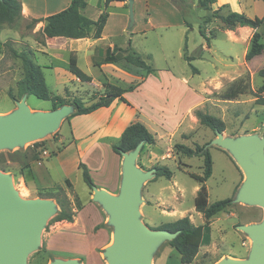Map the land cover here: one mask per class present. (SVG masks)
Segmentation results:
<instances>
[{
    "label": "rangeland",
    "instance_id": "1",
    "mask_svg": "<svg viewBox=\"0 0 264 264\" xmlns=\"http://www.w3.org/2000/svg\"><path fill=\"white\" fill-rule=\"evenodd\" d=\"M88 2V14H97L101 7L98 6L99 0H88ZM108 11L112 13L109 29L116 30L113 40L124 48L129 46L131 40V47L156 69L153 72L155 76L153 80L157 83L159 79H162L164 83L162 89H158L154 82L152 85L153 90L158 89L156 96L159 104L170 108L172 100L179 101L184 91L183 80H188L204 95V102L200 108L225 121L227 127L223 132L225 137L238 138L249 134L264 137V92L259 89L264 82V78L259 74V71L264 68V54L255 61L249 62L243 55L245 41L234 42L223 32H219L218 36L214 37L219 30L224 29L223 24L219 18L213 16L212 11L203 8L199 0H137L135 3L136 23L132 28L127 29L123 28V24L128 26V18L121 14L129 17L128 9L109 7ZM207 17L211 19L208 23H206ZM30 22L31 19L22 17L12 25L0 26V114H7L16 109V101L21 100L25 95L18 97L19 81L24 75V70L22 60L14 55L13 49L21 51L27 47L32 48L35 51V62L46 66L43 70L51 93L65 96L66 87L62 84L57 85L54 73L48 68L51 59L41 53L44 46L41 40L44 37L37 25L31 27ZM201 25L204 31L212 37L211 49L205 52L199 51L196 56V51L202 48L201 43L206 41L200 33ZM261 33L264 40V25L261 27ZM186 43L188 54L195 57L191 62L184 57ZM81 63L85 66L84 60H81ZM62 64L59 62V65ZM193 67H196L199 72H194ZM168 68L170 72L167 71ZM137 69L138 75L146 76L145 70ZM92 75L96 78V70H93ZM239 78H244V81L248 83L246 93L239 95L236 99H223L222 92ZM82 85L68 83L67 87L71 90V96L81 95L85 93L84 91L94 89V86L89 83H82ZM77 89L82 93L78 94ZM10 92L17 100L9 95ZM133 97L139 99L143 97V93L135 91ZM27 98L28 104L30 102L32 106L41 108L30 107L32 111L53 109L50 100L39 99L34 95L27 96ZM194 100L195 96L192 93L184 95V103ZM68 118L69 116L64 118L58 128L48 132L42 138L28 141L22 146L0 149V170L12 176L13 185L20 196L26 199L48 198L55 203L57 208L47 219L41 232L40 244L29 253L27 264H51L55 259L54 254L48 251L47 236L55 222L54 217L61 209L57 198L65 199L70 204L74 201L79 205L77 194L73 192L71 186L61 187L54 183L49 186L37 184L32 187L28 183L36 178L33 171L35 163L47 157L43 151L47 150L50 155L54 153L49 145L57 140L61 127L65 134L69 133ZM187 126H191L190 123ZM187 135L189 137L175 136L171 144L163 139L160 146L163 150L172 148L173 155H175L176 143L195 147V144L209 143L215 138L216 133L198 122ZM51 148L56 149V146H51ZM209 150L213 160V174L207 180V187L209 201L212 203L233 197L237 184L240 180L241 184L243 183L246 174L229 150L218 148L216 145L210 146ZM164 161L176 172L178 180L185 188L184 192L179 193L183 196L177 201L179 208L182 211L192 212L195 223L204 224V216H200L194 210L195 193L193 189L199 183L189 174V172L202 174L204 159L199 156L187 158L181 155L177 160ZM46 165L51 178L57 182V158L48 159ZM178 165L185 170L179 169ZM58 171L62 173L61 168H58ZM70 177L75 185V191L84 196L89 186L84 182L82 175L71 171ZM166 181L165 177H161L154 185L159 187ZM67 191L71 192V196ZM145 211L150 212L158 220L167 219L163 218L155 207L145 206ZM263 217V207L233 201L230 206L212 218L211 242L208 247L198 253L191 264H218L225 259L248 258L253 239L237 226L259 223ZM149 226L152 225L149 224ZM168 245L169 241L163 242L154 253L151 264H181L180 254L175 248L169 257H163Z\"/></svg>",
    "mask_w": 264,
    "mask_h": 264
},
{
    "label": "crops",
    "instance_id": "2",
    "mask_svg": "<svg viewBox=\"0 0 264 264\" xmlns=\"http://www.w3.org/2000/svg\"><path fill=\"white\" fill-rule=\"evenodd\" d=\"M19 1H21L22 4L23 17L33 19L46 17L62 11L71 4L72 0ZM104 1L105 0H99L98 6L101 7L97 14H88L89 2L87 6L82 9V12L92 19H97L104 9ZM136 1L137 0L134 1V12ZM210 6L211 9H207V11L214 12L220 9V7H223L222 10L219 11L220 14L226 15L231 11H236L251 18L260 17L264 19V0H212ZM109 7L128 9L129 11V2L112 1ZM121 16H126L129 21L128 15L121 14ZM111 17L112 13H110L103 34L99 38L47 36L45 38L46 45H44L43 50H41V53L46 54L51 59L48 68L54 73L57 85L62 84L67 87L68 83H73L74 85L80 84L81 86H83L82 83H89L94 86L93 90L84 91V94L82 91L76 90L78 94L82 93L81 95H84L86 101L89 100L92 94L103 93L104 81L122 87H129L141 81L135 89L124 93V97L128 102L116 99L110 106L98 108L91 113L78 115H72V113L67 119L69 133L65 134L63 127H61L60 133L57 135V140H54L49 145L50 150L54 153L52 155H46L47 157L42 161L35 163L33 171L36 178L33 179V181H28L32 187L37 184L49 186L54 183H57V185L61 187H65L67 185L66 179H69L72 183L73 192L77 194L81 202V207L78 208L76 202L72 199L73 202L71 205L76 212L74 220L54 222L48 232L47 247L48 251L54 254V258H79L82 264H108L103 251L113 241V229H111L112 226L108 224L109 216L105 209L99 202L93 200V189L91 190L88 188L84 196L79 195L75 191V185L70 177L71 171L75 174L82 175V171L79 169L78 165L80 162H83L88 166L95 186L105 189L112 194H118L122 179L123 156L117 154L113 150L112 145L114 142L119 141L125 128L132 121L140 120L156 136V144L146 145L144 148L142 147L143 149L137 159L138 166L145 170L153 168L157 164L168 166V163L164 160H177L181 154L175 153V155H173L172 148L163 150L160 146L161 141L166 139L171 144L175 136H180V138H182L186 135L189 137V135H187L188 132L199 122L195 115V110L200 108L204 102V95L199 92L196 86L191 85L188 80H183L184 91H182V98L179 99V101L172 100L170 108H167L165 105L159 104L157 100V91L163 88L164 83L162 79H159L160 81L156 83L153 80V77H155L153 72L147 73L145 77L138 75L137 68L139 67L127 62L125 58H120L115 62H105V57L109 48L113 49L114 47H120L125 49L113 40L116 36V30L113 31L109 29ZM135 23L136 16L134 25ZM263 25L264 20L260 26V32ZM43 26V21L37 24L39 30H41ZM123 28L127 29L132 27L124 23ZM223 28L224 29L219 30L214 37L218 36L219 32H223L225 35L229 36L231 40H234V42L245 41L246 45L243 50V55H245L250 47L251 38L255 30L249 26H237L235 29H227L223 26ZM207 35L209 36V34ZM262 41L264 42L263 39ZM201 47L200 50L196 51V56H198L199 51L205 52L210 50L211 43L207 45L206 41H204L201 43ZM72 52L76 53L78 65L92 77V81L81 82L69 71V61ZM116 54L121 56L122 52H116ZM263 54L264 51L247 61H255ZM81 60H84L85 66H83ZM59 62L63 64L59 65ZM93 70H96V78L92 75ZM167 71L170 72L169 68ZM158 78H160V76ZM153 82L158 89L153 90ZM135 91L142 92L143 97L139 99L134 98L133 95ZM191 93L195 96V100L193 102L187 101V103H184V95H191ZM30 107L33 109H41L32 106V104H30ZM188 123H190L191 126H187ZM51 146H56V149L51 148ZM52 157L57 158V182H54L51 178L48 166L46 165L47 160ZM58 168H61V174ZM178 168L185 170V168L179 165ZM172 171L173 175L171 178L157 176V174H155L152 179L144 184L142 188L143 202L140 207L142 221L152 225L150 226L152 228H158L166 223L189 216L195 225H204L205 222L204 224L195 223L192 212H187V210L182 211L179 208L177 201L183 197L179 193L184 192L185 188L178 180L176 172L174 170ZM161 177H165L167 181L161 183L159 187H155L156 182ZM240 186L241 180L235 188L233 197L236 196ZM199 189L200 183L194 186L193 191L195 197ZM67 193L71 196L70 191H67ZM145 206L155 207L160 211L162 217L167 219H156L150 212L145 211ZM194 210L200 216H204L203 213L196 210L195 206ZM212 223L213 221L211 224ZM208 246L209 245L201 246L199 253ZM173 248L174 247L169 244L164 250L163 257H169V255L174 252Z\"/></svg>",
    "mask_w": 264,
    "mask_h": 264
},
{
    "label": "water",
    "instance_id": "3",
    "mask_svg": "<svg viewBox=\"0 0 264 264\" xmlns=\"http://www.w3.org/2000/svg\"><path fill=\"white\" fill-rule=\"evenodd\" d=\"M134 1L129 2V27L135 22ZM27 94L16 101L17 108L0 114V149L13 148L45 136L58 128L62 120L75 111V105L64 104L52 110L32 111ZM144 143L123 152L122 179L118 194L93 187V200L107 212L113 227V241L103 251L108 264H151L156 250L165 241L173 240L179 231L152 228L142 221L140 211L142 188L157 169H143L137 164ZM212 145L229 150L246 174L234 202L264 208V137L258 134L225 137L216 132L206 147ZM48 198L26 199L13 185L12 176L0 170V264H27L30 252L40 244L41 232L47 219L56 210ZM252 239L246 259H225L218 264H264V217L259 223L237 226ZM51 264H82L79 258H55Z\"/></svg>",
    "mask_w": 264,
    "mask_h": 264
},
{
    "label": "trees",
    "instance_id": "4",
    "mask_svg": "<svg viewBox=\"0 0 264 264\" xmlns=\"http://www.w3.org/2000/svg\"><path fill=\"white\" fill-rule=\"evenodd\" d=\"M112 1L128 0H105L104 9L97 19H92L82 12V9L87 6L88 0H72L71 4L62 11L46 17L31 19L30 26L35 27L39 22H44V26L40 30V33L44 37V39L41 40L42 45H46L45 38L47 36L99 38L103 34V30L110 15L108 7ZM211 2L212 0H199V4L205 9H211ZM222 8L223 7H220V9L214 11L213 16L220 18L225 28L235 29L237 26H249L255 30L251 38L250 47L245 54V59L251 60L255 56L261 54L264 51V42L262 41L263 36L259 29L264 19L260 17L251 18L236 11H231L226 15L220 14L219 11L222 10ZM22 17L21 1L0 0V26L4 24L12 25ZM210 20V17H207L206 23L210 22ZM200 33L206 39L207 45H210L211 37L205 33L202 27H200ZM13 52L16 57L22 60L24 70V75L19 81L18 97L21 98L24 94H27L28 96L34 95L39 99L50 100L53 109L59 108L64 104L72 103L75 105V111L72 115L91 113L98 108L110 106L116 99L128 102L124 97V93L135 89L141 82L132 84L129 87H122L104 81L103 93L92 94L88 101L85 100L83 95L71 96L72 93L68 87L65 88V96L56 95L52 94L48 88L43 70L46 66H43L34 60L35 51L32 48L27 47L21 51L13 49ZM116 52H122V55L120 56L116 54ZM185 52L184 57L189 62L195 59V57L188 54L187 43L185 45ZM120 58H125L127 62L145 70L147 73H152L156 70L131 47V41L129 46L125 49L120 47H114L113 49L109 48L107 50L105 62H115ZM69 71L81 82L92 81V77L78 65V59L75 52H72L70 56ZM193 71L196 73L199 72L196 67H193ZM259 74L264 78V68L259 71ZM244 80V78L234 80L228 88L222 92L221 97L223 99H236L239 95L246 93L248 83ZM259 89L261 92H264V82ZM9 95L17 100L11 92ZM71 97L72 99H70ZM195 115L200 124L208 126L215 133L218 131L224 132L227 128L224 120L211 113L205 112L201 108L195 110ZM141 142L144 143V148L146 145L156 144L157 140L155 134L150 131L143 122L135 120L125 128L119 141L114 142L112 147L117 154L122 156L123 152H129L135 149ZM175 148L177 154L187 157L199 156L204 159L203 173L196 174L189 172V174L200 183V189L195 197V207L197 211L203 213L205 224L197 226L191 221L189 216H185L158 227L169 229L173 232L179 231V234L173 240L169 241V244L179 252L181 263L190 264L195 260L200 247L203 245H209L211 242L212 218L230 206L233 203L234 197L217 200L212 203L209 202V192L206 182L213 174V160L209 148L206 147V143L203 145L195 144V147L183 143H176ZM78 167L82 171L84 182L92 190L95 183L88 166L85 163L80 162ZM154 167L157 169V176L171 178L173 175V171L166 165L157 164ZM66 183L68 186L72 187V183L69 179H66ZM57 202L61 209L54 217L55 222L62 220L73 221L76 212L73 210L72 205L65 199L59 197L57 198ZM77 202H79L77 207L80 208L81 202L78 197Z\"/></svg>",
    "mask_w": 264,
    "mask_h": 264
},
{
    "label": "built area",
    "instance_id": "5",
    "mask_svg": "<svg viewBox=\"0 0 264 264\" xmlns=\"http://www.w3.org/2000/svg\"><path fill=\"white\" fill-rule=\"evenodd\" d=\"M43 154H45V155H49V153H48L47 150H44V151H43Z\"/></svg>",
    "mask_w": 264,
    "mask_h": 264
}]
</instances>
